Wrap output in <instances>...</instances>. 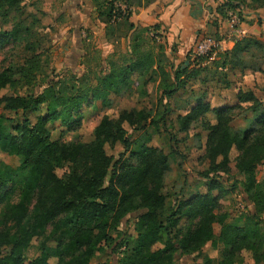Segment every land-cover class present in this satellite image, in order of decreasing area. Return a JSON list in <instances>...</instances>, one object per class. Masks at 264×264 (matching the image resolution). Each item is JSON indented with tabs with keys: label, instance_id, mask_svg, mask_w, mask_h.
I'll list each match as a JSON object with an SVG mask.
<instances>
[{
	"label": "trees",
	"instance_id": "trees-1",
	"mask_svg": "<svg viewBox=\"0 0 264 264\" xmlns=\"http://www.w3.org/2000/svg\"><path fill=\"white\" fill-rule=\"evenodd\" d=\"M91 1L96 19L106 25L107 31L121 21L129 23L132 57L119 70L115 68L105 78H99L96 88L88 87L90 80L85 79L83 83L87 87L81 85L78 93L65 100L50 82L39 96L3 97L6 109L26 114L53 96L71 116L72 111L88 102L90 94L100 86L113 78L127 80L135 71H139L141 77L150 72L154 79L160 73L163 79L159 81V87L165 99L181 88V76L187 72L188 66L177 69L171 80L170 71L157 63L150 52H144L145 34L151 27L137 26L130 21L134 6L149 5L155 0H143L137 5L133 0ZM121 4L126 5L125 10H122ZM244 6L258 9L264 7V0H224L222 10L217 12L226 18L227 11L240 12ZM26 13L24 0H0V16L3 19L8 20L12 14L21 18L11 30H0V52L8 44L24 46L27 52L34 54L27 60V69H30L40 54L36 53L39 45L36 23L28 22ZM213 24L218 27L217 22ZM154 29L160 31L158 25ZM208 34L215 38L218 35ZM256 44H261L257 37L236 39L232 50L225 52V59L229 58L234 66L244 67L241 60ZM41 73L40 68L30 71V75ZM12 78L8 71L0 73V89ZM66 89L62 84L59 93ZM244 103H252L253 111L257 112L263 100L252 91L241 90L235 106L213 108L210 102L199 100L181 117L182 129L187 130L210 111L216 113V123L207 127L210 133L205 157L210 164L209 170L215 173L225 171L230 163L231 151L234 148L240 151L237 164L240 171L247 175L245 192L257 211H263L264 189L256 184V170L264 161V115L257 128L244 134L234 133L231 126L234 112ZM52 109L53 104L50 103L48 115L39 113L34 124L29 118L22 122L14 121V134L4 131L0 123V151L23 158L17 168L2 167L4 164L0 160V201L6 206L0 227V264H91L102 245L117 243L113 232L135 211H140L134 227L136 238L129 249L131 251L124 252L120 264H178L177 255L201 252L214 239L216 222L222 225L220 238L229 249L221 260L207 258L205 264H237V259H241L240 264H246L244 252L250 253L256 264H264V235L257 229L260 220L256 213L245 216L243 224H228L226 216L215 212L216 200L210 193L183 202L170 215L165 213L163 188L169 169L168 156L150 146H143L135 152L123 125L125 121L143 127L149 121L156 125L158 118L145 111L124 112L118 119L104 117L96 127L93 142L69 144L51 138L47 124L51 120ZM166 113L167 109H164L162 118ZM118 141L124 143L125 151L115 160L107 153L106 144ZM130 155L137 156L140 164L128 165L127 157ZM64 162L70 164L71 170L65 177H60L56 164ZM15 195L16 201L13 200ZM183 215L190 219V223L196 222L195 225L177 228ZM57 234L60 236L54 255L57 260L52 263L47 243ZM35 240L41 241V254L27 260L25 252ZM121 245L127 246V243L122 241L118 248ZM212 245L215 246L214 243Z\"/></svg>",
	"mask_w": 264,
	"mask_h": 264
},
{
	"label": "rangeland",
	"instance_id": "rangeland-1",
	"mask_svg": "<svg viewBox=\"0 0 264 264\" xmlns=\"http://www.w3.org/2000/svg\"><path fill=\"white\" fill-rule=\"evenodd\" d=\"M83 1L82 5L78 4L81 19H77L73 15L74 10L70 12L66 7V0H24L28 22L36 23L35 30L38 32L36 38L39 44L36 53L40 54V57L34 59L30 69H27L29 68L27 60L34 54L27 52L24 46L8 44L1 50L0 73L8 71L13 75L12 81L0 89V123L3 130L14 134L13 122H22L25 118H29L33 124L36 123L39 113L43 116L48 115L49 104L52 103L51 120L47 124L52 140L69 144L90 143L96 139V127L104 117L118 119L122 113L133 111L150 113L158 118L156 125L150 121L144 123V127L131 125L128 121L123 125L127 130V136L133 142L135 152H139L143 146H150L168 156L169 169L165 175L163 188L166 198L165 213L170 215L178 210L183 202L197 195L210 193L216 200L215 212L217 215L226 216L225 222L243 224L244 217L254 212L260 220L257 229L264 235V210L257 211L245 192L247 175L240 171L237 164L240 151L235 148L231 151L230 163L225 171L215 173L209 170L210 164L205 157L210 133L207 127L208 124L216 123V113L210 111L200 120L193 122L187 130L182 129L181 121V117L199 100L210 102L213 108L235 106L238 103V92L241 90L252 91L263 100V105L257 112L253 111L252 103H244L242 108H237L231 122L232 129L234 133L244 134L258 127L259 120L264 115V21L259 17L264 16V7L253 9L244 6L240 8V12L227 11L225 19L229 24L233 20L231 13L236 14L240 22L236 28H230L226 35L218 34L215 38L216 46L204 45L203 40L210 34H203L195 41L192 33L189 37L182 38L181 33L171 36L170 26H163L159 28L160 31L154 29L155 25L148 26L151 29L145 34L147 40L144 52H150L157 63L170 71L171 80L177 69L181 70L188 66L187 72L181 76V88L170 98H163L162 88L159 87V81L163 79L160 73L154 79L150 72L148 75L142 74L141 77L139 71H135L127 80L113 78L100 86L97 91L90 94L88 102L83 103L75 112L72 111L71 116L53 96L26 114L23 111L14 112L6 109L3 97L39 96L50 82H53L55 91L65 100L78 93L81 85L85 86L83 83L85 79L90 80L88 87L96 88L99 78H105L115 68L119 70L120 66L126 64L132 57L130 51L132 32L129 23L121 21L107 31L106 25L96 19L94 12L88 11V15L85 14V8L89 10L92 7L91 0ZM133 1L136 5L143 3V0ZM217 1L218 4L209 6L211 9L209 17L212 23L219 24L215 10L221 9L223 1L216 0V3ZM185 2L187 0L181 1L180 5L186 6ZM204 7L207 8L206 5ZM257 19L262 26V33L257 36L261 44L252 46L251 51L244 55V59L241 60L244 67L234 66V62H230L229 58L226 60L224 56L225 52L232 50L227 49L229 48L227 42L240 39L238 37L243 34L241 31L243 24L253 25ZM20 20L16 14H12L8 20L0 16V30H11ZM246 36L255 37L252 33H247ZM38 68L42 69L41 74L30 75L31 70ZM62 84L68 89L59 93ZM164 109H167V113L162 118ZM106 150L118 160L125 151V145L121 141L115 144L107 143ZM127 158L128 165H138L141 162L135 155ZM0 160L4 164L2 167L7 165L11 168H17L23 162L21 156L1 151ZM56 168L60 177H65L71 170L67 162L56 164ZM256 181V184L264 189V161L256 170ZM13 200H17V195ZM5 211V203L0 201V227ZM139 214L140 211L130 213L118 225L113 232L117 243L102 245L91 264H120L124 252H128L134 245L136 238L134 227ZM195 223H190V219L183 215L177 228L193 226ZM221 228L222 225L216 222L214 239L201 252L177 255L178 264H205L207 258L221 260L229 249L220 238ZM59 240L60 236L57 234L47 243L52 263H56L57 260L54 255ZM122 241L126 242L127 246L121 245L118 248ZM40 254L39 240H35L25 252L27 260L34 259ZM244 259L246 264H256L248 252H244ZM240 263L241 259H237V264Z\"/></svg>",
	"mask_w": 264,
	"mask_h": 264
},
{
	"label": "crops",
	"instance_id": "crops-1",
	"mask_svg": "<svg viewBox=\"0 0 264 264\" xmlns=\"http://www.w3.org/2000/svg\"><path fill=\"white\" fill-rule=\"evenodd\" d=\"M181 1L184 0H169L168 2H166V0H155L149 5L134 6L133 15L131 16L130 21L137 26L141 25L143 27H148L151 25H158L159 28H162L163 26H170L171 36L181 33L182 38H185L189 37V34L192 33L195 41H197L204 33L226 35V33L230 31L231 24H229V21L222 17L216 10L215 12L217 13L216 15L218 16L219 21L218 27H216L215 24L211 22L209 17L211 14V9L209 6L218 4V1L216 3V0H187V2H185L187 4L186 6L180 5ZM83 3V0H66L65 2L66 7L70 12L74 10L73 15L75 18L77 17V19H81V15L79 14L81 13V9L78 7V4L82 5ZM204 5H206L207 8L204 7ZM91 6L92 7L89 10L88 8H85L84 11L86 15H88V11L94 12L95 14V8L93 4H91ZM259 17L264 21V16ZM242 28L243 29L241 31L243 34L241 37H238L240 39L246 37L247 33H252L255 37H259L262 33V26L259 22V19H257L253 25L244 23ZM227 44H229V48L227 49H232L235 45V40L232 39L228 41Z\"/></svg>",
	"mask_w": 264,
	"mask_h": 264
},
{
	"label": "built area",
	"instance_id": "built-area-1",
	"mask_svg": "<svg viewBox=\"0 0 264 264\" xmlns=\"http://www.w3.org/2000/svg\"><path fill=\"white\" fill-rule=\"evenodd\" d=\"M120 7L122 8V10H125L126 9V5H124V4H121ZM231 16L233 18V20L231 22V28H236L238 26V23L240 22V20L237 17V15L234 14V13L233 14L231 13ZM203 42H204V45L205 46H216L217 45L216 39L213 36H207L203 40ZM204 45H202V48L204 47Z\"/></svg>",
	"mask_w": 264,
	"mask_h": 264
}]
</instances>
